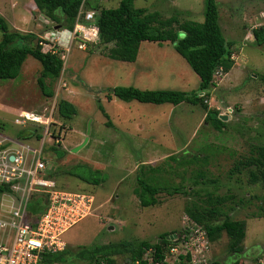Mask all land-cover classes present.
<instances>
[{
	"label": "rangeland",
	"instance_id": "obj_1",
	"mask_svg": "<svg viewBox=\"0 0 264 264\" xmlns=\"http://www.w3.org/2000/svg\"><path fill=\"white\" fill-rule=\"evenodd\" d=\"M98 2L105 7H116L119 0ZM216 3L223 34L232 43L234 68L230 74L217 75L205 97L208 108L218 110L225 117L222 130H216L204 120L205 110L200 105L187 102L178 106L154 105L136 100L127 102L114 96L106 99L108 89L119 85L196 90L199 77L168 42L159 45L143 41L137 60L125 62L107 57L111 44L75 40L68 52L57 49L66 56V63L63 61L55 80H47L54 92L52 97H46L40 90L37 78L42 67L31 55L25 59L17 78L0 80L3 133L18 138L19 131L34 129L42 137L33 135L24 141L38 147L45 120L51 114L48 129L54 133L60 131L61 140L46 139L43 146L46 173L60 189L86 191L96 197L94 214L64 234L70 252L83 246L129 239L153 243L163 233L175 241L183 225L185 206L192 202L205 204L208 194L231 195L223 209L231 218L246 222L245 249L238 255L245 262L240 264H264V216L259 200L264 194V182L251 183L247 169L231 173L238 160L251 153L252 147L264 145V44L253 43L252 35L254 27L264 25V0H216ZM134 4L157 10L165 17L179 11L180 20L202 22L204 17V0H134ZM83 10H86L84 6ZM0 15L11 29L34 32L43 50L56 46L45 38L59 24L45 17L33 0H0ZM79 21H84L82 15ZM60 99L75 105L77 113L71 119L58 115ZM98 104L104 107L115 126L107 125ZM22 110L35 113L41 121L15 124L17 113ZM127 117L135 118V124L158 117V123L145 130L147 138L136 139L134 125L132 129L126 125ZM88 123V141L73 152L72 148L84 141ZM125 127L131 130L126 131ZM146 152H155L159 157L154 167L138 160ZM79 163L101 170L106 180L93 185L67 174L70 167ZM198 173L202 175L199 177ZM138 176L163 187L156 195L155 205L140 204L136 193ZM173 187L181 188L182 192L169 194L167 190ZM227 241L223 232L218 240L210 242L206 264L238 261L237 255L228 251ZM74 264L86 263L74 260ZM115 264H126V257L116 256Z\"/></svg>",
	"mask_w": 264,
	"mask_h": 264
},
{
	"label": "trees",
	"instance_id": "obj_2",
	"mask_svg": "<svg viewBox=\"0 0 264 264\" xmlns=\"http://www.w3.org/2000/svg\"><path fill=\"white\" fill-rule=\"evenodd\" d=\"M38 10L48 19L59 24L61 28L72 29L78 17L80 7L95 10V23L99 35L97 43L111 44L106 53L107 57L114 60L135 62L139 55L143 41L155 42L159 45L170 43L174 50L189 64L192 71L199 77V85L196 90L180 91L173 89H140L129 86H113L108 89L106 99L116 97L123 101L136 100L148 104L171 103L178 105L187 102L192 105H200L205 110L204 120L209 122L216 130H222L225 126L224 116H220L218 110L208 108L204 98L199 93L208 94L214 85L215 71L222 68L224 73L233 67L232 43L229 42L219 23V10L216 0H204L203 21L192 19L180 20L179 11L165 17L157 10H149L145 7H136L134 0H120L116 7H103L97 4V0H33ZM0 80L15 79L21 72V67L28 55L33 56L41 64V72L37 78V84L46 97H52L54 92L47 84V80H55L63 67V59L59 52L51 53L42 49L39 39L34 32H22L10 28L9 23L0 15ZM253 43L264 44V26H258L252 30ZM36 44L33 45V41ZM98 108L102 115L110 122L109 115L101 104ZM57 113L64 119H71L77 109L73 103L66 99L57 102ZM52 134H59L60 131ZM35 135L42 137L40 132L26 128L18 132V138H29ZM58 151L57 148H53ZM60 155L62 152L59 153ZM247 169L251 183L264 182V145H256L251 148V153L241 158L231 169V173L241 172ZM67 174L77 177L87 184L98 185L106 180V174L99 169H94L85 163H79L70 167ZM202 173H198L200 177ZM50 178L51 176L48 175ZM136 193L142 206L147 207L157 203L156 195L163 187L147 181L138 176ZM198 184V181H195ZM202 183V182H200ZM5 187L0 186V192ZM86 192V191H85ZM169 194L182 192L181 188L173 187L167 190ZM184 192V190H183ZM228 196H213L208 194L205 204L192 202L185 206V212L196 222L201 224L207 233L208 240L215 242L224 232L228 238L227 249L230 253L241 255L244 251L246 236L245 220L233 219L223 209ZM262 203L260 210L264 216V194L259 197ZM45 204L42 196H34L28 204V210L32 215L38 216L43 212ZM221 217V218H220ZM33 221L36 219L31 218ZM220 219V221H218ZM172 242L168 234L160 235L159 240L151 243L148 240H121L105 244L83 246L75 252L64 250L51 254L47 258L49 264L68 263L74 264V260L95 264L101 260L115 264V257L124 255L126 264H133L136 260L139 264H146L142 260L145 249L152 247L155 250V260L162 261L168 244ZM238 260V259H237ZM180 264H185L183 261ZM232 264H240L239 260Z\"/></svg>",
	"mask_w": 264,
	"mask_h": 264
},
{
	"label": "built area",
	"instance_id": "obj_3",
	"mask_svg": "<svg viewBox=\"0 0 264 264\" xmlns=\"http://www.w3.org/2000/svg\"><path fill=\"white\" fill-rule=\"evenodd\" d=\"M95 14L93 9L83 10L82 5L72 29H55L45 38L56 45L47 51L57 53V49L64 48L68 52L75 40L97 42L99 31ZM81 15L83 22L79 21ZM61 57L65 64L66 56L61 54ZM222 74V68L215 71L216 76ZM199 96L204 98V103L208 101L204 92ZM51 118L50 114L45 120L43 138L38 147L6 135L0 129V186L5 187L0 192V264H49L47 258L51 254L66 248L64 234L83 218L93 215L97 208L94 194L60 189L46 173L43 155L46 139L61 140L59 134H52L48 129ZM29 121L41 119L33 112L22 110L14 120L19 125ZM34 196H42L45 204L38 216L28 210ZM32 217L36 219L33 221ZM209 252L210 241L205 228L184 214L182 228L176 240L168 244L163 260H155L152 247L145 249L142 260L146 264H180L181 261L206 264ZM95 264L113 263L101 260Z\"/></svg>",
	"mask_w": 264,
	"mask_h": 264
},
{
	"label": "crops",
	"instance_id": "obj_4",
	"mask_svg": "<svg viewBox=\"0 0 264 264\" xmlns=\"http://www.w3.org/2000/svg\"><path fill=\"white\" fill-rule=\"evenodd\" d=\"M120 1V0H119ZM97 4L99 5L100 4V6H103V5H101V3H99L98 2V0H97ZM103 7H105V6H103ZM107 7V6H106ZM109 7V6H108ZM264 26V25H263ZM254 28H256V27H254ZM234 67H232L231 69H230V71L229 72H227L226 74H230V72H231V70L233 69ZM160 89V88H159ZM146 104H148V103H146ZM166 104V103H165ZM171 104V103H170ZM159 105H164V104H159ZM178 105H180V104H178ZM178 105H175V106H178ZM205 115V114H204ZM125 120H126V122H127V124L126 125H128V126H130V128L132 129V125H134L133 127H134V129L136 130V133L135 134H133V135H135V137L134 138H136V139H145V138H147L146 136H145V130L147 131V130H149V126H150V128L152 129V128H154V126L156 127L157 126V123H158V117H152V118H147V121L145 120V119H143V122H141V123H138V124H135V122H137V120L135 119V118H131V117H127V118H125ZM138 120H140V119H138ZM111 122H112V124H113V126H115V123L111 120ZM131 129H129L128 127H125V129L124 130H126V131H130ZM133 135H131L132 136V138H133ZM150 135V137H152V135L151 134H149ZM155 137V136H154ZM153 138V137H152ZM137 144H138V142H137ZM144 158H139L138 160L140 161V162H142V163H149L150 165H151V167L153 166H155V165H153V163L154 162H156L158 159H159V157L157 156V154H155V152L153 153H145V154H143L142 155ZM236 258L239 260V262L240 263H242V262H245L244 261V257L242 256V257H239V256H236ZM127 260V259H126Z\"/></svg>",
	"mask_w": 264,
	"mask_h": 264
},
{
	"label": "water",
	"instance_id": "obj_5",
	"mask_svg": "<svg viewBox=\"0 0 264 264\" xmlns=\"http://www.w3.org/2000/svg\"><path fill=\"white\" fill-rule=\"evenodd\" d=\"M58 28H59V26H56L55 29H58ZM89 132H90V128H89V123H88V129H87V133H86V137H85L84 141L80 145L75 146L74 148H72L73 152H76L77 150H79L81 147H83L85 145V143L88 141Z\"/></svg>",
	"mask_w": 264,
	"mask_h": 264
}]
</instances>
